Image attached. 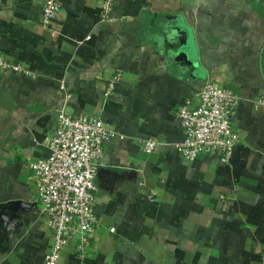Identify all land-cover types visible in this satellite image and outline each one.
<instances>
[{"label":"crops","instance_id":"obj_1","mask_svg":"<svg viewBox=\"0 0 264 264\" xmlns=\"http://www.w3.org/2000/svg\"><path fill=\"white\" fill-rule=\"evenodd\" d=\"M103 1L60 0L53 34L44 0H0V50L34 74L0 71V264H43L53 241L30 163L50 153L63 106L115 131L95 180L99 227L85 258L70 244L64 264H264V111L253 105L264 90V0H115L107 17ZM178 23L194 66L172 51ZM207 79L241 96L227 162L186 160L176 147L177 110L197 103ZM149 137L161 141L152 153L141 147Z\"/></svg>","mask_w":264,"mask_h":264},{"label":"built area","instance_id":"obj_2","mask_svg":"<svg viewBox=\"0 0 264 264\" xmlns=\"http://www.w3.org/2000/svg\"><path fill=\"white\" fill-rule=\"evenodd\" d=\"M114 5L115 0H104L103 15L109 16ZM60 8V0H44L42 23L53 34L59 33V27L54 23ZM0 71L34 75L30 68L6 58L1 50ZM122 78L121 70L111 76L106 98L115 94L116 85ZM197 96V103L185 99L177 110L185 136L176 147L186 160H194L205 153H217L222 161L227 162L241 141L232 121L241 96L212 79L204 82ZM66 97L68 99L70 94ZM253 105L256 110L264 111V90L253 99ZM114 135L115 131L101 116L75 115L65 106L59 110L56 132L48 141L50 153L30 163L41 209L54 232L43 264H64L62 253L70 244L75 245L79 258H85L100 224L94 211L95 180L104 144ZM160 145L161 141L154 137L141 141V147L147 153L157 151ZM114 230L111 227V231Z\"/></svg>","mask_w":264,"mask_h":264},{"label":"water","instance_id":"obj_3","mask_svg":"<svg viewBox=\"0 0 264 264\" xmlns=\"http://www.w3.org/2000/svg\"><path fill=\"white\" fill-rule=\"evenodd\" d=\"M175 17L178 16L175 15ZM176 29L183 36H180L179 45L175 49H172L173 53L175 54V59L190 64L192 66L196 65L197 60L193 57L192 49L188 41L187 30L183 28L180 23H178Z\"/></svg>","mask_w":264,"mask_h":264}]
</instances>
